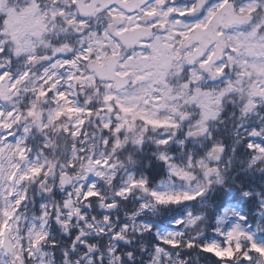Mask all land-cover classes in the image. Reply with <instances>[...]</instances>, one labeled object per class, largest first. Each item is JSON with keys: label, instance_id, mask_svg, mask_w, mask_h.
Listing matches in <instances>:
<instances>
[{"label": "snow or ice", "instance_id": "obj_1", "mask_svg": "<svg viewBox=\"0 0 264 264\" xmlns=\"http://www.w3.org/2000/svg\"><path fill=\"white\" fill-rule=\"evenodd\" d=\"M0 264H264V0H0Z\"/></svg>", "mask_w": 264, "mask_h": 264}]
</instances>
